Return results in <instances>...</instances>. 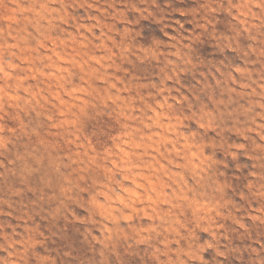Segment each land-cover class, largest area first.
Segmentation results:
<instances>
[{
    "label": "rangeland",
    "instance_id": "obj_1",
    "mask_svg": "<svg viewBox=\"0 0 264 264\" xmlns=\"http://www.w3.org/2000/svg\"><path fill=\"white\" fill-rule=\"evenodd\" d=\"M0 264H264V0H0Z\"/></svg>",
    "mask_w": 264,
    "mask_h": 264
}]
</instances>
